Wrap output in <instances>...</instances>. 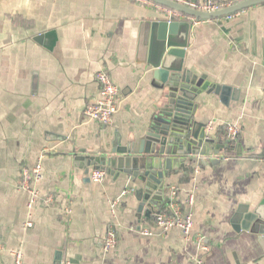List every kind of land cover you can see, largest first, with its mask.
Listing matches in <instances>:
<instances>
[{
	"label": "crops",
	"instance_id": "obj_1",
	"mask_svg": "<svg viewBox=\"0 0 264 264\" xmlns=\"http://www.w3.org/2000/svg\"><path fill=\"white\" fill-rule=\"evenodd\" d=\"M166 19L165 7L149 0H0V264H13L17 248L23 264H57L58 253L62 264H195L196 235L210 246L207 264H264L258 235L233 223L240 205L252 210L264 200V2L233 19H180L191 22L185 67L239 91L225 101L215 93L197 97L195 120L212 126L206 133L222 148L200 156L206 163L195 156L188 168L176 162L152 214L139 216L126 176L108 172L94 182L75 160L109 152L117 133L125 145L150 129L163 92L141 54L140 31L143 21ZM49 31L57 35L52 50L47 39L38 40ZM103 67L121 90L108 125L83 116L97 97L95 75ZM228 125L239 128L234 148L221 140ZM41 155L39 195L30 207L21 168L35 166ZM172 188L194 219L190 238L178 227L163 233L153 225ZM49 195L52 205L43 204ZM111 228L118 242L104 252Z\"/></svg>",
	"mask_w": 264,
	"mask_h": 264
},
{
	"label": "water",
	"instance_id": "obj_2",
	"mask_svg": "<svg viewBox=\"0 0 264 264\" xmlns=\"http://www.w3.org/2000/svg\"><path fill=\"white\" fill-rule=\"evenodd\" d=\"M177 10L196 19L211 20L225 17L264 0H242L231 6L206 11L174 0H149ZM191 22L170 17L166 20H146L140 31V51L147 56L152 69L153 85L163 92L161 106L153 118L150 129L139 140L123 145L121 135L116 134L113 148L102 156L76 155L79 167L107 169L116 178L126 176L132 183V193L140 202L138 211L152 214L158 201L164 200V179L170 175L174 164L180 162L186 167L190 156L201 164L212 153H220L222 145L215 137L206 133V124L195 120L198 109L197 97L206 92L215 93L227 100L228 95H236L239 89L213 84L206 75H197L184 65L189 43ZM47 39L46 46L52 50L57 35L55 31L41 34L40 42ZM140 54V55H141ZM143 55V56H144ZM241 153V151H239ZM198 156V157H196ZM211 161L214 162L212 159ZM233 223L255 233L264 246V200L252 210L248 205H240ZM57 264H62L60 253Z\"/></svg>",
	"mask_w": 264,
	"mask_h": 264
},
{
	"label": "built area",
	"instance_id": "obj_3",
	"mask_svg": "<svg viewBox=\"0 0 264 264\" xmlns=\"http://www.w3.org/2000/svg\"><path fill=\"white\" fill-rule=\"evenodd\" d=\"M145 1V0H142ZM184 4L191 5L195 8L212 11L217 10L222 7L231 6L242 0H200L198 3H190L185 0H174ZM165 7V6H164ZM169 13V18L174 17L177 20L185 19L190 17L199 21L194 17L183 14L177 10L165 7ZM241 15V11L228 14L226 17L228 19H233ZM96 83L98 84V94L95 99L90 101L84 110V118L97 122L102 125H108L113 121L114 115L118 112L120 102H121V90L120 87L115 83L111 77L108 69L106 67L101 68L97 71L95 75ZM206 128L212 129L209 125ZM239 128L236 125H228L226 133L222 135L221 140L225 147H230V143L236 146V141L238 138ZM43 157L41 155L38 162L33 167L27 165H22L21 168V178L20 187L31 194L30 207H32L38 199V190L35 187V182L38 181L43 175ZM108 174L107 169H95L90 172V178L94 182H102L106 175ZM177 189L172 188L168 191L166 195V207L164 209H159L154 213L153 225L158 228L161 232L166 233L172 228H180L185 237L190 238L193 236L194 219L191 213H187L183 210L182 205L178 202ZM55 199L53 196L49 195L43 198V204L52 205ZM195 202V195L192 193L187 201L188 204L193 205ZM71 209H67L66 213H70ZM34 225L32 220L26 222L27 227H32ZM153 228L151 227H141V231L150 235L153 233ZM196 245H197V255L194 258L195 264H207L206 255L210 251V246L205 242L202 235H196ZM118 238L116 231L111 228L108 230L106 238L103 243L104 252H109L114 249L117 245ZM0 245V252L2 249ZM14 256L13 264H23L24 254L21 248L14 249L12 251Z\"/></svg>",
	"mask_w": 264,
	"mask_h": 264
},
{
	"label": "trees",
	"instance_id": "obj_4",
	"mask_svg": "<svg viewBox=\"0 0 264 264\" xmlns=\"http://www.w3.org/2000/svg\"><path fill=\"white\" fill-rule=\"evenodd\" d=\"M223 132H224V129H221L218 134H221ZM236 144H237V141H236ZM227 148H234V146L232 145V143H230V147H227ZM165 207H166V201H163V203H161L160 209H164Z\"/></svg>",
	"mask_w": 264,
	"mask_h": 264
}]
</instances>
